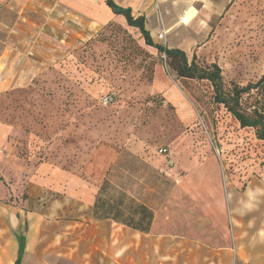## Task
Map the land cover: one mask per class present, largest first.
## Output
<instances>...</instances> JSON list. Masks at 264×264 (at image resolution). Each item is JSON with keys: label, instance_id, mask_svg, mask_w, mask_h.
<instances>
[{"label": "rangeland", "instance_id": "1", "mask_svg": "<svg viewBox=\"0 0 264 264\" xmlns=\"http://www.w3.org/2000/svg\"><path fill=\"white\" fill-rule=\"evenodd\" d=\"M80 3L0 0V124L10 129L11 154L75 174H82L95 155V167H106L117 157L108 183L124 188L144 181L147 170L172 168L165 160L174 167L215 156L220 169L240 171V176L264 172V143L213 102L206 81L178 78L165 56L145 45L125 20L82 32L71 17ZM146 7L161 31L174 26L164 41L151 37L154 43L181 48L188 61L195 56L199 62L217 64L226 87L260 80L264 0H141L138 11ZM5 53L9 66H2ZM110 93L114 102L102 105L100 98ZM256 97L264 101L261 94ZM12 178L17 185L18 178ZM8 181L0 177L2 184ZM19 196L26 198L25 193ZM57 202L75 201L58 194ZM67 215L58 220H69ZM142 239L150 238L58 237V245L77 249L78 263L87 264L89 255L90 264H144ZM103 240L117 248L112 255ZM130 248L138 253L136 260ZM151 260L149 264L160 262L155 254Z\"/></svg>", "mask_w": 264, "mask_h": 264}, {"label": "crops", "instance_id": "2", "mask_svg": "<svg viewBox=\"0 0 264 264\" xmlns=\"http://www.w3.org/2000/svg\"><path fill=\"white\" fill-rule=\"evenodd\" d=\"M80 2L75 6L77 15L71 17L82 32L124 21L104 0ZM123 2L117 4L143 16L150 36L156 38L161 28L153 11L146 7L139 12L141 0ZM163 28L167 34L174 30L173 25ZM9 59L7 53L2 55V66ZM9 134L10 129L0 124V177L10 181L7 185L0 182V264H15L18 258L19 264H83L84 260L77 262L79 251L72 245H58V237H147L142 239L144 264L152 262L154 254L159 264H264V172L252 170L254 174L240 176V171L220 169L214 156L188 159L174 167L170 160L172 168L147 170L144 181L130 188L114 184L115 192L152 213L149 230L144 232L93 216L96 193L103 180L109 182L119 158H112L106 167H95V155L86 161L82 174L49 162L32 165L9 152ZM24 193L23 199L19 195ZM58 194L75 202L58 203ZM79 210L85 214L77 216ZM65 214L69 220H58ZM18 238L24 240L21 254ZM102 245L109 256L117 249L105 240ZM130 253L134 254L131 248ZM134 255L136 260L138 253ZM88 256L86 263L90 264Z\"/></svg>", "mask_w": 264, "mask_h": 264}, {"label": "trees", "instance_id": "3", "mask_svg": "<svg viewBox=\"0 0 264 264\" xmlns=\"http://www.w3.org/2000/svg\"><path fill=\"white\" fill-rule=\"evenodd\" d=\"M113 14L124 18L127 26L135 28L141 35L145 45L164 55L167 67L180 79L206 81L213 91V102L221 105L237 121L240 128L254 130L258 141L264 143V101L256 97H264V73L257 83H249L244 87L232 85L226 87L222 80L221 69L215 63L207 64L197 61L193 56L188 61L185 52L179 48H167L154 43L143 16H135L130 8L119 6L114 0H104ZM254 98L253 101H249ZM107 180H103L93 205L95 219H110L135 230L147 232L149 230L152 213L142 205H136L124 193H117ZM141 212V213H140ZM140 214L138 217L137 214ZM19 254L23 252L24 240L18 238ZM19 264V258L15 262Z\"/></svg>", "mask_w": 264, "mask_h": 264}, {"label": "built area", "instance_id": "4", "mask_svg": "<svg viewBox=\"0 0 264 264\" xmlns=\"http://www.w3.org/2000/svg\"><path fill=\"white\" fill-rule=\"evenodd\" d=\"M165 35H166V32L165 30L161 31L160 33L157 34V39L158 40H162L164 41L165 40ZM115 100V97H114V94L113 93H110V94H107V95H103L101 98H100V102L102 105H111ZM161 154H163L165 157H168V154H167V150L166 149H160L159 151ZM168 162V165H171V161L170 160H167Z\"/></svg>", "mask_w": 264, "mask_h": 264}]
</instances>
